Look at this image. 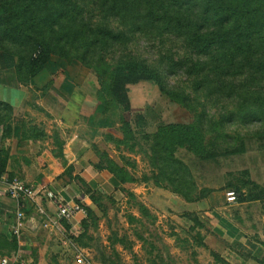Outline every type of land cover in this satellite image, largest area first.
<instances>
[{
    "label": "rangeland",
    "instance_id": "1",
    "mask_svg": "<svg viewBox=\"0 0 264 264\" xmlns=\"http://www.w3.org/2000/svg\"><path fill=\"white\" fill-rule=\"evenodd\" d=\"M90 16L94 30H83L78 42L96 39L97 15L86 14ZM78 46L72 55L80 56L88 49ZM98 50L95 45L88 55L90 68L50 54L41 68L25 66L20 72L21 84L28 89L26 98L34 105V125L26 134L38 141L49 139L52 148L49 158L38 157L41 176L53 181L43 189L66 190L74 201L77 196L86 199L84 217L78 216L72 225L59 221L53 228L59 232L51 238L49 228L42 226L41 242L66 245L67 264H229L234 256L223 259L208 248L229 246L222 239L227 235L216 230L238 228L244 231L239 236L258 243L257 230L264 228V124H224L223 129L209 131L198 118L200 107L186 110L147 81L124 85L126 106L114 97L109 68L96 69ZM116 53L153 57L142 41ZM10 56L0 57V68L16 62ZM35 101L68 125L74 118L81 120L84 133L58 134L53 128L48 134L45 124L49 116ZM58 101L67 108L56 104ZM215 112L218 108H207L205 114ZM12 118V110L0 108L2 140L11 134ZM168 126H195L201 143L194 148L198 155L176 142L175 134L161 131ZM66 142L75 151L76 164L68 162L71 154L64 155ZM241 144L242 151L224 153ZM82 146L84 153L78 158L76 152ZM0 153L1 166L6 150L0 149ZM108 175L114 183L107 182ZM5 178L4 184L13 179ZM228 192L237 196L236 202L226 201ZM184 195L196 201L187 206ZM205 239L208 246H204ZM261 247L264 250V242ZM255 255L261 253H245L238 262L254 264ZM260 259L259 264H264V255Z\"/></svg>",
    "mask_w": 264,
    "mask_h": 264
},
{
    "label": "trees",
    "instance_id": "2",
    "mask_svg": "<svg viewBox=\"0 0 264 264\" xmlns=\"http://www.w3.org/2000/svg\"><path fill=\"white\" fill-rule=\"evenodd\" d=\"M87 13L97 15L96 39L78 42L83 30H94ZM138 41L153 57L116 55ZM77 43L88 47L80 56L72 55ZM95 45L101 51L96 69L109 68L114 97L126 106L124 85L147 81L186 110L200 107L198 118L209 131L264 124V0H0V55L16 61L8 67L20 84L21 69L41 68L50 54L90 68ZM1 107L12 110L2 101ZM214 107L218 113L205 114ZM161 131L198 155L195 126Z\"/></svg>",
    "mask_w": 264,
    "mask_h": 264
},
{
    "label": "crops",
    "instance_id": "3",
    "mask_svg": "<svg viewBox=\"0 0 264 264\" xmlns=\"http://www.w3.org/2000/svg\"><path fill=\"white\" fill-rule=\"evenodd\" d=\"M27 94L28 89L18 83L16 73L13 68H0V101L9 104L13 112L11 123L12 131L10 136L5 140H2L0 130V149L6 150V158H3L4 168L0 176V260L7 258L22 264H67L64 261L66 257L64 256L65 252L68 251L66 245L62 244L54 246L52 243H46V239L45 243L41 242L44 232L42 227L43 220L37 213V207L43 208L49 217L55 216L53 206L44 198V192L47 191V189H43L47 183H51L53 181L48 177L43 178L41 176L38 157L41 154L44 158H49L47 153H49V150L51 151L52 148L47 141L49 139L38 141L26 134L28 127L34 125L32 124L33 118H31L34 105L32 104V101L26 98ZM35 103L37 107L44 111V113L46 112L49 116L46 118L45 124L47 125L46 132L48 134H52L49 129L53 128L56 129L58 134H79L80 131L84 133L83 129L85 126L81 120L74 118L69 120L70 125H68L65 122L66 120L62 121L61 117H55V115L52 114V110L49 107L47 108V106H44L43 103L38 101H35ZM56 104L63 105V107L67 108L64 102L58 101ZM45 138H47V136ZM61 139L64 141L63 136H61ZM64 146L66 147L64 155L67 156V158L70 154L72 155V159L68 162L76 164L77 159L74 156L75 151L70 149L67 142ZM77 152L76 155L79 158L84 153L83 146ZM5 177L19 178L26 185L30 186L36 195L35 204L23 206L7 196L5 194ZM107 177H109L107 182L112 183L113 179L111 176L108 175ZM58 191L61 194L63 193L62 195L66 200L74 201V198L70 196L66 190L62 191L61 189ZM76 199L85 207L86 199L84 197L77 196ZM184 204L189 206L192 203L184 202ZM18 212L23 213V218L20 221L23 226L18 235L15 237L13 235V229L18 222ZM76 221L77 219L72 222V224ZM228 229L229 230H224V232H220V230L217 229L216 233L219 235L225 233L227 238L222 239L225 243H229V246L222 247V245L221 248L216 249L215 246H213L214 248L212 246H208L209 244L206 242V239L203 241L204 246H208V248L212 251L219 253L223 259L226 255H230L232 257L234 256L231 261L228 262L227 260L229 264H240V262H238V258L240 259L241 255L245 253L253 255L256 251H258L261 255L258 257L255 255L254 259L256 260H253L254 264H259V261L261 260L260 256L264 255V250H262L261 247L262 242H264V228L258 229V232L256 231L259 239L258 243H252L249 241V238L246 239V237L239 236V233L244 232L241 229ZM48 230L50 232L47 234L50 238L52 234L56 235L57 232H59L58 229L53 231V228H49ZM230 233L236 235L233 237ZM237 238H239L238 245H235L233 242L238 240Z\"/></svg>",
    "mask_w": 264,
    "mask_h": 264
},
{
    "label": "built area",
    "instance_id": "4",
    "mask_svg": "<svg viewBox=\"0 0 264 264\" xmlns=\"http://www.w3.org/2000/svg\"><path fill=\"white\" fill-rule=\"evenodd\" d=\"M5 194L20 203V205L26 206L28 204H35L36 195L34 194L33 189L18 178H13L6 182ZM44 198L53 206L55 216L49 217L43 208L37 207V213L42 217L43 226L45 228H54L59 221L71 224L78 216L84 217L86 214L85 207L81 203L73 200H66L60 192L47 190L44 192ZM226 201L228 203H234L237 201V196L233 192H228L226 194ZM22 218L23 213L18 212V222L13 229V235L15 237L18 235L23 226L20 222ZM0 264L22 263L15 262L12 259L3 258L0 260Z\"/></svg>",
    "mask_w": 264,
    "mask_h": 264
}]
</instances>
